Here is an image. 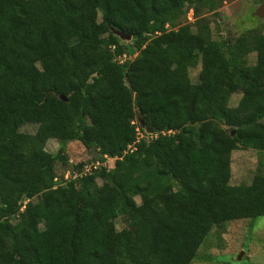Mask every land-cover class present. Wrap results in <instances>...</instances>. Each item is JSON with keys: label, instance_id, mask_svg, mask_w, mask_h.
<instances>
[{"label": "trees", "instance_id": "16d2710c", "mask_svg": "<svg viewBox=\"0 0 264 264\" xmlns=\"http://www.w3.org/2000/svg\"><path fill=\"white\" fill-rule=\"evenodd\" d=\"M185 1L0 0V264H188L213 224L264 215V175L229 182L233 149L264 151V34L167 28ZM45 138L93 161L57 180Z\"/></svg>", "mask_w": 264, "mask_h": 264}, {"label": "rangeland", "instance_id": "374dc122", "mask_svg": "<svg viewBox=\"0 0 264 264\" xmlns=\"http://www.w3.org/2000/svg\"><path fill=\"white\" fill-rule=\"evenodd\" d=\"M212 2L215 6L208 10L204 0L185 1L183 12L167 28H176L186 24L192 31L206 34L211 39L232 40L242 34L245 42L249 37L252 38V34H264V17H258L260 19L258 20L252 15L254 9L264 0H212ZM93 24L101 32V37H105L106 33L98 12L93 14ZM249 29H255V31L247 35ZM122 41L130 42L123 39ZM244 57L248 63H252L255 51L247 52ZM198 70V63L188 68L191 81L197 79ZM239 96V92L232 93L228 98V104L234 105ZM34 130L35 125L30 123L19 128V131L31 135L34 134ZM37 142L51 153L60 148L66 154V164L60 165L56 162L54 165L57 180L69 177L67 173L69 164L93 161L92 153L77 140L64 142L54 138H45ZM113 160V157H105L101 164L106 168H111ZM229 160V182L231 184L248 183L253 175H264V151L262 150L233 149L229 154ZM95 181L100 182L98 179ZM134 198L138 201L137 197ZM113 222L116 230L130 232L123 216H117ZM188 264H264V215L247 218L232 214L227 221L213 224Z\"/></svg>", "mask_w": 264, "mask_h": 264}, {"label": "water", "instance_id": "95a60500", "mask_svg": "<svg viewBox=\"0 0 264 264\" xmlns=\"http://www.w3.org/2000/svg\"><path fill=\"white\" fill-rule=\"evenodd\" d=\"M252 15L256 16V17H264V2H260L258 4V6L254 9ZM113 33L117 36H119V38L123 39V40H129L130 39V35L129 34H125L122 33L120 31H115L113 30ZM60 98L62 100H64L63 96H60ZM230 134H232V132H230Z\"/></svg>", "mask_w": 264, "mask_h": 264}]
</instances>
